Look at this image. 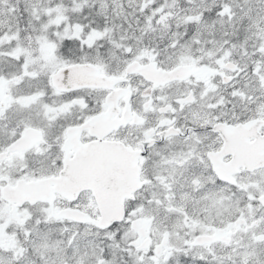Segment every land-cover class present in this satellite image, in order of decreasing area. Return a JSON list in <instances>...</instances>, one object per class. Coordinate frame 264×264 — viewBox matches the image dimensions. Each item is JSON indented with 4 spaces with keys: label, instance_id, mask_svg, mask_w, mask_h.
<instances>
[{
    "label": "snow or ice",
    "instance_id": "snow-or-ice-1",
    "mask_svg": "<svg viewBox=\"0 0 264 264\" xmlns=\"http://www.w3.org/2000/svg\"><path fill=\"white\" fill-rule=\"evenodd\" d=\"M0 264H264V0H0Z\"/></svg>",
    "mask_w": 264,
    "mask_h": 264
}]
</instances>
